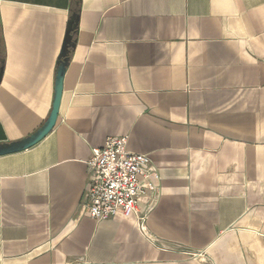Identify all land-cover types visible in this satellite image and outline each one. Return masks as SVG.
<instances>
[{
    "label": "crops",
    "instance_id": "0c3cea01",
    "mask_svg": "<svg viewBox=\"0 0 264 264\" xmlns=\"http://www.w3.org/2000/svg\"><path fill=\"white\" fill-rule=\"evenodd\" d=\"M0 0V264H264V0ZM71 20L74 33L71 39ZM72 44V45H71ZM127 137L157 188L82 212L92 149Z\"/></svg>",
    "mask_w": 264,
    "mask_h": 264
},
{
    "label": "built area",
    "instance_id": "2783aa9c",
    "mask_svg": "<svg viewBox=\"0 0 264 264\" xmlns=\"http://www.w3.org/2000/svg\"><path fill=\"white\" fill-rule=\"evenodd\" d=\"M127 142V137H110L102 147L92 149L81 209L96 221L134 219L147 236V216L139 211L138 203L156 190L158 175L149 157L130 153Z\"/></svg>",
    "mask_w": 264,
    "mask_h": 264
},
{
    "label": "water",
    "instance_id": "95a60500",
    "mask_svg": "<svg viewBox=\"0 0 264 264\" xmlns=\"http://www.w3.org/2000/svg\"><path fill=\"white\" fill-rule=\"evenodd\" d=\"M74 20V19H72ZM71 20V28L70 31L73 30V21ZM72 39V36H71ZM70 44V35L66 36L65 45L63 46V50L61 51V60L56 72L55 84H54V95L53 101L51 105V110L47 119L44 123L39 127L34 133L30 136L21 139L20 141L9 143V144H0V155L10 154L22 150H26L28 148L33 147L38 142H40L50 131L54 128L57 117L58 111L61 101V94H62V82L63 76L65 73V68L67 66L68 58H67V48ZM72 45V44H71ZM1 76V73H0Z\"/></svg>",
    "mask_w": 264,
    "mask_h": 264
},
{
    "label": "trees",
    "instance_id": "16d2710c",
    "mask_svg": "<svg viewBox=\"0 0 264 264\" xmlns=\"http://www.w3.org/2000/svg\"><path fill=\"white\" fill-rule=\"evenodd\" d=\"M79 7H80V0H71V18L75 19L77 18L78 12H79ZM74 33V29L71 31V36Z\"/></svg>",
    "mask_w": 264,
    "mask_h": 264
}]
</instances>
